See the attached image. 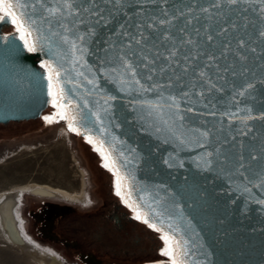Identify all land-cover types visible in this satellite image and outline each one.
Returning <instances> with one entry per match:
<instances>
[{"label": "water", "instance_id": "1", "mask_svg": "<svg viewBox=\"0 0 264 264\" xmlns=\"http://www.w3.org/2000/svg\"><path fill=\"white\" fill-rule=\"evenodd\" d=\"M3 1L0 124L56 88L180 264H264V0Z\"/></svg>", "mask_w": 264, "mask_h": 264}, {"label": "flooded vegetation", "instance_id": "2", "mask_svg": "<svg viewBox=\"0 0 264 264\" xmlns=\"http://www.w3.org/2000/svg\"><path fill=\"white\" fill-rule=\"evenodd\" d=\"M6 8V2L0 0V19ZM18 29L13 24L3 31ZM72 133L89 171L86 200L79 205L34 194L31 205L21 204L29 230L33 228L37 238L71 248L82 264H151L162 258L165 242L173 239L142 222L126 198L122 178L98 141Z\"/></svg>", "mask_w": 264, "mask_h": 264}, {"label": "rangeland", "instance_id": "3", "mask_svg": "<svg viewBox=\"0 0 264 264\" xmlns=\"http://www.w3.org/2000/svg\"><path fill=\"white\" fill-rule=\"evenodd\" d=\"M68 118V112L59 106V96L55 88L50 105L39 120L24 123L10 122L0 126V194L29 183L48 184L68 190L72 194L87 191L90 185L89 171L81 157L78 139L66 127ZM117 183L120 186L123 184L121 180ZM34 194L24 192L22 195L17 207L19 220L16 221L17 224L14 222L16 224L14 228L20 226L26 238L42 248L49 249L65 264H82L71 248L37 238L34 235L35 230L33 231V228L29 230L28 219L21 204L23 202L25 205H31L32 200L36 198ZM85 196L84 194V200H86ZM52 198L81 205L80 201ZM4 202L6 203L0 205V264H38L17 242L12 241L9 223L4 217L10 211L11 201L7 199ZM166 251L171 254L166 255ZM162 254V258L151 264H174V262L180 264L172 240L168 239L165 242Z\"/></svg>", "mask_w": 264, "mask_h": 264}, {"label": "bare ground", "instance_id": "4", "mask_svg": "<svg viewBox=\"0 0 264 264\" xmlns=\"http://www.w3.org/2000/svg\"><path fill=\"white\" fill-rule=\"evenodd\" d=\"M24 192H31L42 196H49V197H59L62 199L70 200V201H80L84 200V193L83 191L81 194H72L68 190L52 187L48 184H38V183H29V184H22L14 188L12 191L8 190L0 194V205L7 199H10V211L7 215H4L6 222H8V227L10 232V236L12 241L18 243V245L38 264H65L62 260L56 257L52 251L49 249H45L40 247L34 241L25 237L22 228L16 226V221L19 220L17 216V207L20 204L21 197ZM3 214V213H2ZM3 218V217H2ZM16 224H15V223ZM6 224V223H4ZM3 224V225H4ZM12 226V227H11Z\"/></svg>", "mask_w": 264, "mask_h": 264}, {"label": "snow or ice", "instance_id": "5", "mask_svg": "<svg viewBox=\"0 0 264 264\" xmlns=\"http://www.w3.org/2000/svg\"><path fill=\"white\" fill-rule=\"evenodd\" d=\"M230 2L233 3V4H235V3H238L239 0H230ZM39 3L43 4V0H39ZM17 6L18 5L9 4V5H7V8H15ZM19 7H24V6H19ZM32 7H35V5H32ZM64 7L65 8H68V9H72L74 7V5L70 2V0H64ZM7 8L5 9V16L12 17V23L13 24H17L18 23L16 17H17V15H20L21 16V19H20L19 23L21 25L24 24V23H29V25H31L32 22L31 21H28L27 18L23 16V13L17 14L14 11H7ZM47 11H51V9H48ZM77 14H78V10H77ZM18 31L20 32L19 39L24 42V46L25 47H28V50L29 51H35L36 48L33 45H30L29 44V41L26 38V36L27 35H31L32 32L29 30L27 33H25L22 27L19 28ZM80 39H83V37H81ZM209 39H211V37H209ZM241 43H243V42H241ZM47 66L48 65L46 63L45 64V67H47ZM125 67L128 68V69H131V64L130 63H126L125 64ZM56 75L59 76L60 75L59 72H57ZM132 75L135 76V70L134 69H132ZM51 79H52V76L50 75L49 76V80H51ZM149 79H150V77H149ZM249 87H251V85H249ZM190 111H191V109H190ZM137 218L139 219L140 217L138 216ZM145 222H147V221H145ZM151 226L154 227V228L156 227L154 224L151 225ZM157 230H159V229H157ZM165 238H167V237H165ZM165 254L166 255H170L171 253H169V252L166 251ZM174 264H175V262H174Z\"/></svg>", "mask_w": 264, "mask_h": 264}, {"label": "trees", "instance_id": "6", "mask_svg": "<svg viewBox=\"0 0 264 264\" xmlns=\"http://www.w3.org/2000/svg\"><path fill=\"white\" fill-rule=\"evenodd\" d=\"M41 118V117H40ZM39 118V119H40ZM39 119H36V120H30V121H21V122H18V123H24V122H32V121H37V120H39ZM2 124H0V126H1ZM1 130V129H0Z\"/></svg>", "mask_w": 264, "mask_h": 264}]
</instances>
